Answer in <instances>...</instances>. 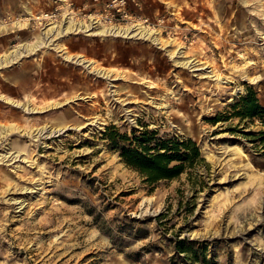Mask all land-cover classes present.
<instances>
[{
  "label": "rangeland",
  "instance_id": "rangeland-1",
  "mask_svg": "<svg viewBox=\"0 0 264 264\" xmlns=\"http://www.w3.org/2000/svg\"><path fill=\"white\" fill-rule=\"evenodd\" d=\"M92 18L161 42L69 34L0 68V126L17 127L0 135V264H264V118L234 107L249 87L264 106V0H0V54ZM145 128L200 154L148 182L105 133Z\"/></svg>",
  "mask_w": 264,
  "mask_h": 264
},
{
  "label": "trees",
  "instance_id": "trees-1",
  "mask_svg": "<svg viewBox=\"0 0 264 264\" xmlns=\"http://www.w3.org/2000/svg\"><path fill=\"white\" fill-rule=\"evenodd\" d=\"M235 106H240V109L236 111L238 114H258L264 118V106L257 101L255 93L250 87L247 93L234 104ZM107 132L106 130L105 133L108 134L114 146L120 148L122 160L138 170L144 176V180L148 182L178 175L186 165H191L200 154L196 142L190 137L187 139L154 137V131L148 132L145 128L140 131L139 135H134L132 138L127 133L115 131L117 139L115 135ZM152 138L155 139V142L150 144L149 141ZM124 139L131 142L120 145L118 140ZM173 160L177 162L171 163ZM182 243L183 239L176 241L177 247L180 250H185L186 246Z\"/></svg>",
  "mask_w": 264,
  "mask_h": 264
},
{
  "label": "bare ground",
  "instance_id": "bare-ground-1",
  "mask_svg": "<svg viewBox=\"0 0 264 264\" xmlns=\"http://www.w3.org/2000/svg\"><path fill=\"white\" fill-rule=\"evenodd\" d=\"M56 1V0H55ZM61 1V0H60ZM28 14L33 17L32 10L29 8L27 9ZM30 16V17H31ZM38 19V18H35ZM51 23V22H50ZM14 27H26L27 20L23 19L22 21H17L12 24ZM141 23H136L133 25H106L101 23L99 18H92L89 24L85 22H79L74 19L66 20L64 19L60 24L52 23V24H45L43 28H41L37 35L32 37L30 42L22 41L18 42L16 45L13 46L12 49H6L3 53L0 54V68L3 66H10L20 60L22 57L35 53L42 47L46 48H53L59 52H61L65 47L61 43L54 42L56 39L59 40L60 38L66 37L69 34H79L84 33L85 35H99V36H122L125 38H133V39H143L148 40L152 43H159L161 39L159 38V33L151 31L144 26H141ZM6 27L0 28V31L5 30ZM165 41V40H164ZM169 42V41H168ZM177 49V50H176ZM172 51V55H177L178 57L182 58L178 60L177 63L179 64H187L189 65L192 60H190L186 55H183V51L176 48ZM64 58L66 59H74V62L80 64L84 69L88 70V72H93L97 75H101L105 78L110 77V71L96 67L95 61L91 59H87L83 55H71L66 54L63 52ZM0 98L4 99L2 95ZM23 108L27 111H33L35 108L30 107L29 105H24ZM95 123H99V120H94ZM103 123V122H102ZM99 126V125H98ZM97 126V127H98ZM17 128L16 126H9L3 125L0 126V135L7 133L13 129Z\"/></svg>",
  "mask_w": 264,
  "mask_h": 264
},
{
  "label": "crops",
  "instance_id": "crops-1",
  "mask_svg": "<svg viewBox=\"0 0 264 264\" xmlns=\"http://www.w3.org/2000/svg\"><path fill=\"white\" fill-rule=\"evenodd\" d=\"M1 32V31H0Z\"/></svg>",
  "mask_w": 264,
  "mask_h": 264
}]
</instances>
